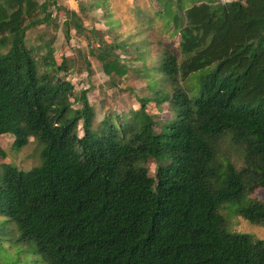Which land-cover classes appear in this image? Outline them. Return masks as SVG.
Returning <instances> with one entry per match:
<instances>
[{
	"label": "trees",
	"instance_id": "1",
	"mask_svg": "<svg viewBox=\"0 0 264 264\" xmlns=\"http://www.w3.org/2000/svg\"><path fill=\"white\" fill-rule=\"evenodd\" d=\"M59 1L0 0V136L16 147L30 136L43 144L37 167L0 165L1 221L15 222L18 239L50 264H264V240L227 232L218 211L231 202L264 223L263 201L242 202L264 187V0H174L164 10L176 23V50L160 53L171 88L156 87V77L153 95L136 97L139 106L115 122L95 120L93 85L68 78L77 63L57 51L58 31L65 41L84 35L87 55L115 86L134 70L121 54H150L135 36L165 32L162 15L148 0H73L75 12ZM96 9L109 21L119 14L127 31L109 26L119 42L99 43L95 27L86 33L82 21ZM198 72L189 95L181 83ZM165 102L169 118L155 122L147 104L160 113ZM222 137L238 165L224 157L220 167Z\"/></svg>",
	"mask_w": 264,
	"mask_h": 264
},
{
	"label": "rangeland",
	"instance_id": "2",
	"mask_svg": "<svg viewBox=\"0 0 264 264\" xmlns=\"http://www.w3.org/2000/svg\"><path fill=\"white\" fill-rule=\"evenodd\" d=\"M119 0H113L112 2H118ZM150 10L155 14H160L163 19V27L165 32H162L158 37L155 36L154 31L151 29L150 32L153 34L147 38H141L143 36H135V42L138 43L140 47L143 42L149 41L152 51L142 58L138 59L139 54L133 51H128L125 56L133 58L130 60V67L134 70H129L127 75L121 80L118 85L111 86L108 82V77L103 73L99 63H97L93 58L87 55V46L86 38L82 34H76L71 31L68 36V41H65L62 36V32L58 31L57 41L54 42L57 47V51H63L66 53V56L75 58L77 63L73 70L68 75V78L71 79V82L78 88L79 86L92 84L93 89L87 93V98L89 102L92 103L96 109V119L100 120L102 116L106 114H111L114 119L113 122L117 121L122 115H126L129 111V108L136 109L139 106V102L136 101V97L142 95H148L151 97L153 93L150 91L149 83L151 84L155 81V78L161 76L160 73V53L163 52V48L171 49L175 52L176 42L178 41V35L174 31L176 23L174 20H170V15L166 14L164 9H168L174 0H168L162 3L164 0H148ZM221 1H231V0H221ZM63 6L68 9H73L77 11L76 2L73 0H63L59 1ZM113 3H111L112 8ZM115 9V8H114ZM102 13V9H96L94 12L93 20L84 18L82 23L86 28V33H90V28H96L101 31L102 38H99V43L116 41L119 42L121 36H117V32L112 33L109 29V26H114L120 29L121 33L127 31L125 24H119L120 17L119 14L111 13V21H109L108 16H103L106 12ZM52 14L56 16L57 21L63 19L62 11H54ZM118 21V22H117ZM160 23V21H157ZM95 25H94V24ZM148 33V32H147ZM35 32L31 33L29 36H35ZM89 35V34H88ZM150 35V34H149ZM116 39V40H115ZM93 41L91 44H94ZM129 49V47H128ZM3 51V47L0 48V53ZM79 53V57L77 56ZM135 55V56H134ZM85 57L90 63L91 71L87 74L86 66H83L81 58ZM140 71L137 72L136 69ZM77 69H81L77 71ZM205 69L202 71L206 72ZM194 74L189 81L186 80L184 83H181L185 88H188L189 95H192V88L194 86L195 79L197 75ZM196 77V78H195ZM193 82V83H192ZM156 87L161 88L163 91H168L171 88L170 83L166 78L161 76V80L158 81ZM169 108L167 102L163 103L162 108L160 107L158 111L153 104H147V111L150 114H153L155 122H161L169 118ZM158 128L154 127V131L157 132ZM13 138L8 134L0 136V165L4 163H11L17 168L22 170H27L29 168L37 167L40 164V155L43 149V144L36 141L32 136L27 138V143L21 147H16L12 142ZM219 155L221 158L219 160L220 167L224 165V157H227V161L233 165H238L240 156L235 154L232 150V146L228 141L227 137H222L219 141ZM146 168L149 176L154 175L155 166L152 161L146 163ZM258 199L264 202V187H258L250 194H247L245 198L242 199V202H246L249 199ZM236 205L231 202H223L218 206L219 213L225 218V229L227 232L231 233H246L252 239H262L264 240V223L256 222L249 220L240 214L236 213ZM0 217V264H50L49 261L45 258H42L36 252L34 243L29 240H19L18 230L16 228L15 222L11 220ZM3 222V224H2Z\"/></svg>",
	"mask_w": 264,
	"mask_h": 264
}]
</instances>
